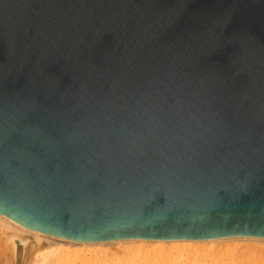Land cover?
<instances>
[{"label": "water", "instance_id": "1", "mask_svg": "<svg viewBox=\"0 0 264 264\" xmlns=\"http://www.w3.org/2000/svg\"><path fill=\"white\" fill-rule=\"evenodd\" d=\"M0 216L264 239V0H0Z\"/></svg>", "mask_w": 264, "mask_h": 264}, {"label": "bare ground", "instance_id": "2", "mask_svg": "<svg viewBox=\"0 0 264 264\" xmlns=\"http://www.w3.org/2000/svg\"><path fill=\"white\" fill-rule=\"evenodd\" d=\"M28 244L35 247L37 251L47 250L46 254L51 255L55 262L67 260L68 262H74V264L78 262H80L79 264H103L108 257H112L113 260V257L118 255L120 257L122 255L126 256L121 257L122 259L128 257L135 259L138 256L155 258L156 256H163L167 252L197 254L205 251H215L219 247L225 249L226 252L232 253L238 247L250 246L251 244H254V247L260 246L264 248V239L227 237L202 240L158 241L133 239L104 243H73L42 235L0 216V246L8 251L7 254L10 255L13 264L22 263ZM86 256L93 257L86 258ZM36 261L35 259L32 264H35Z\"/></svg>", "mask_w": 264, "mask_h": 264}, {"label": "rangeland", "instance_id": "3", "mask_svg": "<svg viewBox=\"0 0 264 264\" xmlns=\"http://www.w3.org/2000/svg\"><path fill=\"white\" fill-rule=\"evenodd\" d=\"M247 246L238 247L239 249L237 248L235 252H232L233 254L226 252L222 247H219V249L217 247L218 250L197 254L167 252L163 256H156L159 258H149V256H144L143 258L142 256H138L135 259H131L130 257L122 259L121 257L124 255L121 257L118 255L115 256L116 258L113 257V260L112 257H108V259L106 257L107 261L103 262V264H264V248L260 246L254 247V244ZM7 252L0 246V264H13ZM46 253L47 250L37 251L35 247L28 244L21 264H32L35 259L37 260L35 264H74V262H68L67 260L55 262V259ZM45 255L47 256L45 257ZM92 257L86 256V258Z\"/></svg>", "mask_w": 264, "mask_h": 264}]
</instances>
